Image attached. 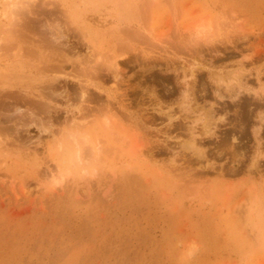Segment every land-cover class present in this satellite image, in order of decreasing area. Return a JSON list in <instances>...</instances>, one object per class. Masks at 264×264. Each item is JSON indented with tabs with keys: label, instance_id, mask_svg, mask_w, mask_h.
Masks as SVG:
<instances>
[{
	"label": "rangeland",
	"instance_id": "obj_1",
	"mask_svg": "<svg viewBox=\"0 0 264 264\" xmlns=\"http://www.w3.org/2000/svg\"><path fill=\"white\" fill-rule=\"evenodd\" d=\"M0 264H264V0H0Z\"/></svg>",
	"mask_w": 264,
	"mask_h": 264
},
{
	"label": "bare ground",
	"instance_id": "obj_2",
	"mask_svg": "<svg viewBox=\"0 0 264 264\" xmlns=\"http://www.w3.org/2000/svg\"><path fill=\"white\" fill-rule=\"evenodd\" d=\"M205 21V22H204ZM203 22H197V23H195L194 25H193V31H194V33H196V35H200V34H202V33H204L206 30H208L209 29V26L206 24V20H204ZM192 31V32H193ZM230 78V77H229ZM235 77H231V81H235V83H236V81H238V80H236V79H234ZM223 79V78H222ZM230 81V82H231ZM229 82V83H230ZM234 83V84H235ZM232 84V83H231ZM237 84V83H236ZM235 84V85H236ZM234 85V86H235ZM228 86V85H227ZM230 86V85H229ZM232 88V87H231ZM185 94V93H184ZM87 139V138H86ZM186 146H187V148L188 149H193V143H192V141H191V143L189 142V143H187L186 144Z\"/></svg>",
	"mask_w": 264,
	"mask_h": 264
}]
</instances>
